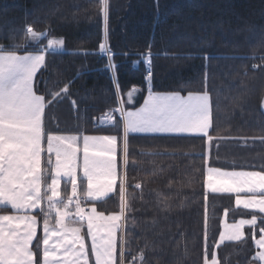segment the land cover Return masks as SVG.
<instances>
[{
	"label": "snow or ice",
	"instance_id": "1",
	"mask_svg": "<svg viewBox=\"0 0 264 264\" xmlns=\"http://www.w3.org/2000/svg\"><path fill=\"white\" fill-rule=\"evenodd\" d=\"M90 3L103 21L99 51L108 57L106 68L113 73L115 85L111 101L114 106L93 120L118 127L116 135L59 134L46 127L48 110L68 98L69 85L58 90L46 88L41 94L37 74L42 75V70L48 67L46 55L63 50L65 40L53 36L50 28L37 31L27 22L22 29H14L10 37L0 35V264H149V254L162 251L155 239L163 235L161 221L170 223L174 213L188 206L190 197L184 193L185 188H193V195H199L194 185L201 177L203 247L193 264H232L231 253L223 257L218 253L226 242L239 246L234 248L235 254L244 252V264H264V162L259 167L249 165V170H222L210 164L209 153L205 151L200 157L203 167L195 170L199 177L192 174H184L180 180L168 177L164 184L167 191L150 188L145 192L148 185L161 178L164 169L141 170L130 152V142L135 137L199 136L206 138L209 148L213 140L225 139L242 140L246 146L249 141L264 145V128L254 136L213 137L214 108L217 111L220 108V94L217 90L214 103L208 87L207 63L214 57L206 53L202 90H189L187 95H182L179 90L154 89L149 45L148 53L142 54L147 64L146 95L138 107H125L134 104V97L142 90L133 86L124 93L115 78L117 65L112 62L114 54L106 43L110 0H90ZM6 39L11 42L4 43ZM261 40L264 41V35ZM202 52L203 49H198V53ZM164 55L167 57L169 53L165 51ZM172 55L176 59L184 56L183 53ZM192 55L187 54L188 58ZM251 68L264 71V56ZM244 75H248L247 71ZM44 83L47 85V80ZM243 95L242 92L231 98L233 110L241 106ZM72 106L79 108L75 100ZM130 170L135 173L131 182ZM209 194L234 197L236 209L246 210L250 216L232 223L221 219L218 239L213 237L211 244ZM113 198L114 210L100 206ZM137 201L141 206L152 203L155 215L142 223L130 215L142 210L136 206ZM224 216H228L227 210ZM138 227L143 231L144 242L134 247V239H138L134 230ZM246 227L248 233L244 231ZM190 255L185 242L183 255L174 249L170 264H185ZM155 258L159 264L160 257Z\"/></svg>",
	"mask_w": 264,
	"mask_h": 264
},
{
	"label": "trees",
	"instance_id": "2",
	"mask_svg": "<svg viewBox=\"0 0 264 264\" xmlns=\"http://www.w3.org/2000/svg\"><path fill=\"white\" fill-rule=\"evenodd\" d=\"M25 22L32 23L37 31L50 28L53 36L65 40L63 50L46 55L48 67L42 70V75L37 74L41 94L46 88L58 90L65 84L69 85L68 98L48 110L46 127L59 134L116 135L118 127L101 125L93 120V117L101 116L108 107L114 106L111 101L115 89L113 73L106 68L108 57L99 51L103 21L96 16L94 4L90 0H0V35L10 37L12 31L22 29ZM262 35L264 0H158V8L157 0H110L106 43L114 54L112 62L117 65L115 78L124 93L133 86L142 90L134 97V104H125L127 108L138 107L143 102L142 96L146 95L144 75L147 64L143 55L148 53L149 45L152 46L154 89L161 92L179 90L182 95H187L189 90H202L206 63L203 55L206 53L214 57L207 62L208 87L214 103L219 90L220 108L218 111L214 108L216 119L212 135L243 137L258 135L264 128V71L251 68L264 56ZM3 42L10 43L11 39ZM43 43L46 44L47 40L44 39ZM198 49H203V52L198 53ZM165 51L169 53L167 57ZM125 52L130 55H123ZM173 53H183L184 56L176 59ZM188 53H193L191 58H188ZM253 56L255 59H252ZM134 61L137 63L134 64ZM245 71L248 75H244ZM242 92V104L233 110L231 98ZM123 99L126 101L127 96ZM73 100L79 104L78 109L73 108ZM205 139L199 136L132 138L130 152L134 153L138 168L146 171L164 169L161 178L148 185L145 192L150 188L167 191L164 184L168 177L176 180L184 174L199 177L195 170L203 167L200 157L205 151L209 153L210 164L222 170H249V165L259 167L264 162V145L259 141L254 145L249 141L246 146L237 139L213 140L209 148ZM141 152L160 155L141 156ZM133 175L135 173L130 170V182ZM201 182L202 177L194 185L199 195H193V188L184 189L190 200L183 211L174 213L170 223L161 221L163 235L155 239L157 248L162 251L150 253L149 264H157V256L160 257L159 264H170L174 259V249L178 255H183L185 242L191 250L190 259L185 264L197 261V252L203 247ZM209 196L211 244L213 237L218 239L225 210L230 223L250 216L246 210L236 209L234 197L228 194ZM100 206L114 210L115 198ZM136 206L142 210L130 215H135L141 223L155 215L152 203L141 206L137 201ZM134 231L138 234V239H134L135 247L137 243L143 244L144 234L139 227ZM249 231L246 227L245 232ZM177 233H184V236ZM148 235L151 237L152 234ZM237 247L226 242L218 253L221 257L231 253L232 264H244V252L239 255L234 252Z\"/></svg>",
	"mask_w": 264,
	"mask_h": 264
},
{
	"label": "rangeland",
	"instance_id": "3",
	"mask_svg": "<svg viewBox=\"0 0 264 264\" xmlns=\"http://www.w3.org/2000/svg\"><path fill=\"white\" fill-rule=\"evenodd\" d=\"M144 59V58H143ZM113 75V74H112ZM263 104H264V102H263ZM262 109H263V111H264V106H262ZM235 205V204H234ZM243 210V209H242ZM223 219H225L226 221H227V217H225V216H223ZM228 222V221H227ZM228 223H230V222H228ZM244 231H245V229H244Z\"/></svg>",
	"mask_w": 264,
	"mask_h": 264
},
{
	"label": "built area",
	"instance_id": "4",
	"mask_svg": "<svg viewBox=\"0 0 264 264\" xmlns=\"http://www.w3.org/2000/svg\"><path fill=\"white\" fill-rule=\"evenodd\" d=\"M146 73H147V71L145 72V75H146ZM145 75H144V77H145Z\"/></svg>",
	"mask_w": 264,
	"mask_h": 264
},
{
	"label": "crops",
	"instance_id": "5",
	"mask_svg": "<svg viewBox=\"0 0 264 264\" xmlns=\"http://www.w3.org/2000/svg\"><path fill=\"white\" fill-rule=\"evenodd\" d=\"M119 115V114H118ZM97 136H99V135H97Z\"/></svg>",
	"mask_w": 264,
	"mask_h": 264
}]
</instances>
